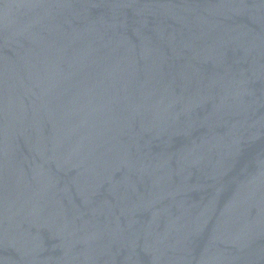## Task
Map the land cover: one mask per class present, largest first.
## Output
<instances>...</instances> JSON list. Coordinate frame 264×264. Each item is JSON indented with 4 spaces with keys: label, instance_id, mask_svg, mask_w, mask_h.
Instances as JSON below:
<instances>
[{
    "label": "water",
    "instance_id": "1",
    "mask_svg": "<svg viewBox=\"0 0 264 264\" xmlns=\"http://www.w3.org/2000/svg\"><path fill=\"white\" fill-rule=\"evenodd\" d=\"M0 264H264V0H0Z\"/></svg>",
    "mask_w": 264,
    "mask_h": 264
}]
</instances>
